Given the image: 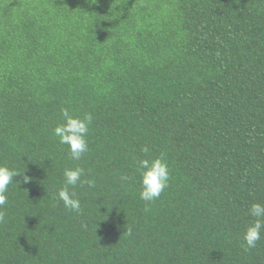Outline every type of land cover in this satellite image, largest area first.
Wrapping results in <instances>:
<instances>
[{
    "label": "trees",
    "instance_id": "obj_1",
    "mask_svg": "<svg viewBox=\"0 0 264 264\" xmlns=\"http://www.w3.org/2000/svg\"><path fill=\"white\" fill-rule=\"evenodd\" d=\"M65 108L93 115L79 161L53 135ZM162 153L147 203L136 167ZM0 163L32 177L9 186L0 264H264L243 240L264 204V0H0ZM76 166L95 180L80 213L56 198Z\"/></svg>",
    "mask_w": 264,
    "mask_h": 264
},
{
    "label": "clouds",
    "instance_id": "obj_2",
    "mask_svg": "<svg viewBox=\"0 0 264 264\" xmlns=\"http://www.w3.org/2000/svg\"><path fill=\"white\" fill-rule=\"evenodd\" d=\"M91 3H98V0L94 2L91 0ZM62 117L63 123L55 126L53 135L58 138L61 145L67 146L69 159L79 161L89 151L88 133L93 123V115L91 113H84L82 116L74 115L65 108L62 109ZM141 151L148 154L150 150L145 146ZM136 171L139 173L140 199L147 203L155 202L169 187L171 173L163 153L155 158L145 155L138 161ZM23 173L6 163H0V223L5 222L7 214L9 186L13 184L15 176L23 175ZM63 176V186L57 191L56 198L63 203L65 210L80 213L81 200L74 189L84 184L95 187V180L87 178L85 169L81 166L66 168ZM31 179L32 177L23 175L22 182L28 183ZM121 179L127 181L129 177L124 174ZM15 182L19 184L21 181ZM249 212L255 219L244 231L243 240L246 251L255 248L258 241L264 238V204L253 203Z\"/></svg>",
    "mask_w": 264,
    "mask_h": 264
}]
</instances>
